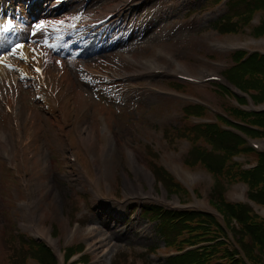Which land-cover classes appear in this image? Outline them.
<instances>
[{"label":"rangeland","instance_id":"obj_1","mask_svg":"<svg viewBox=\"0 0 264 264\" xmlns=\"http://www.w3.org/2000/svg\"><path fill=\"white\" fill-rule=\"evenodd\" d=\"M119 1L0 0L2 16L15 19L19 29L26 32L23 35L30 38L33 49L49 50L46 63L50 66V81L46 84L53 87L45 95L38 89L31 90V79L6 85L0 78L4 94L16 97L13 114L5 113L0 105V131L6 140V145L0 141V264H10L12 253L29 245V240L15 230L46 241L30 231L29 216L51 241H57L56 247L45 243L60 263L64 248L81 246L74 256L67 258L66 264L80 259L88 264H126V254L131 258L144 254L135 256V264H162V259L176 249L164 246L157 223L140 214V208L151 204L168 210L212 214L215 211L210 206L212 176L185 165L190 143L181 131L185 125L217 123L215 116H225V107L242 106L222 95L216 81L191 83L171 73L134 72L153 62L197 79L202 72L223 78V70L232 66L230 54L244 51L264 55V45L257 43L264 36H251L258 15L253 16L249 28L237 35L219 36L211 23L222 14L225 0L213 7L206 5V0H126L122 17L112 18V25L101 30L100 35L75 30L76 25L95 19ZM63 17L77 21H62ZM53 31L60 34L50 36ZM12 37H6L8 49L17 43ZM44 37L47 43L42 45ZM214 43L246 45L218 50ZM95 50L94 58L85 54ZM12 53L7 51L8 60ZM58 61L65 63L63 70L68 72L73 85L64 81ZM83 65L91 73H95L93 68L99 71V76L85 75ZM110 77L114 82L105 80ZM33 92L37 95L34 99ZM4 94L2 98L6 100ZM191 100L204 108L198 119L184 112L185 107L196 104ZM13 119L18 123L20 136L11 129ZM255 141L259 147L256 151L262 150L264 140ZM91 142L93 148L105 150L110 146V151L95 158L98 151L91 150ZM127 153L153 173L152 197L134 198L127 193L128 181L135 183L126 162ZM254 159L252 153L237 155L235 164L248 167ZM81 172L98 188V198L80 178ZM186 173L197 178L188 182ZM167 174L174 177L180 189L161 187V177L164 180ZM138 184L143 192L149 191L145 181L139 180ZM162 195L169 204L155 201V196ZM222 196L230 203H246L264 219V208L244 201L246 187L240 182L225 184ZM103 222L120 235L113 234L96 252L90 248L89 237L105 240ZM51 228L56 235H51ZM226 236L231 242L229 232ZM149 248L153 252H147ZM25 264L35 262L27 258Z\"/></svg>","mask_w":264,"mask_h":264},{"label":"trees","instance_id":"obj_2","mask_svg":"<svg viewBox=\"0 0 264 264\" xmlns=\"http://www.w3.org/2000/svg\"><path fill=\"white\" fill-rule=\"evenodd\" d=\"M221 1L206 0V5L217 6ZM256 14L258 21L251 28V36L261 37L264 36V0H226L222 14L211 23V27L219 36L236 35L249 28ZM229 58L232 66L223 71L224 79L240 92L246 93L254 104L264 102V55L256 53L246 56L245 52L238 51L230 54ZM218 88L225 95L230 94L222 86ZM236 100L242 104L245 102L241 97H236ZM184 111L187 115L199 117L204 109L191 106ZM227 113L244 124L232 127L245 138L264 140V112H244L229 108ZM220 124L231 126L227 120L218 118V123L184 128L182 134L192 144L184 159L185 165L201 167L212 176L210 206L221 216L222 224L215 216L204 212L167 210L149 205L141 207L144 216L157 222V233L164 246L176 249L177 254L167 255L162 259V264H264V219L255 215L246 203H228L222 196L225 184L240 182L247 187V200L264 208V146L260 152H255L244 145L245 141L239 135L223 130ZM247 153L255 156V167L241 170L232 158ZM161 181L163 186L180 189L171 179L164 181L161 177ZM226 232L230 233L231 242ZM21 243L25 242L21 240ZM81 248L64 249L63 264ZM150 249L147 252H153ZM12 254L10 264H25L27 258L35 264H57L51 251L34 241H29V245L19 253L14 251ZM143 255L135 256L139 258ZM135 256L131 258L126 254L123 258L126 264H135ZM76 263L88 264L84 259L67 264Z\"/></svg>","mask_w":264,"mask_h":264},{"label":"bare ground","instance_id":"obj_3","mask_svg":"<svg viewBox=\"0 0 264 264\" xmlns=\"http://www.w3.org/2000/svg\"><path fill=\"white\" fill-rule=\"evenodd\" d=\"M125 6H126V0H121V1L117 2L116 4L110 6L109 11H106L105 13L99 15L96 19L91 20V21H87V22H83V23L89 24V23H92L94 21L100 20V19H102L104 16H106L109 13H113V12L119 13V12L122 11L123 7H125ZM6 9H8V8H6ZM1 18L2 17H1V12H0V78H5V80L9 82V78H13L14 79L17 76L16 75L17 72H14L13 70H8V66L9 65H8L7 51L14 53L15 51L13 49V46L18 44V47L20 48V50L23 53H25V57H27L26 53H28L30 55V51L32 50V46H31V43H30L31 40L29 38H23L22 37V33L21 32H25V31H20L19 27L17 25H15V24L13 25L12 29H8L6 27V25H5V21H3ZM10 35L14 36V38L16 39L17 43H15V44L12 43L13 46L10 47V49H8L9 45H8V41H6V37L10 36ZM252 43H254V42L252 41ZM257 43L264 45V38L259 40V41H257ZM245 45H246L245 43H238V44L236 43L234 45H226L224 43H214V48L218 49V50H226V49H229V48L231 49V48H237V47H245ZM94 53L95 52H93V54ZM18 55H21V54L19 53ZM14 57H15V60L18 62L17 55L16 56L14 55ZM134 60L141 66L142 63H140L139 60H136V58ZM135 61H134V63H135ZM18 65H22V67L25 66V64H23V62H21V61L18 62ZM31 65H34V63H32ZM145 65H147L146 68L143 67L140 71H135L134 74H136V75L149 74V72L154 71V70H160V71H163V72H173V73H176V74H181L178 69H177L178 71L175 70L176 71L175 72V71H172V70H168L167 68H164V67L158 65L157 63L147 62V64H145ZM145 65L143 64V66H145ZM154 65H155V67H154ZM60 68H61V71H63L62 75H63V78H65L64 81L66 80V82H68V83L70 82L73 85L72 80L69 78L68 72L66 70L65 71L63 70V65L62 64H60ZM21 73H24L27 76H31L33 74L32 71H31V67H30V69L28 67V69L26 71L21 72ZM43 85H44V83H43ZM10 105H11L10 112H11V114H13L15 112V107H16L15 98H11L10 99ZM11 129H14V133H16L18 136H20V129L18 127V123L17 122H15V126H12ZM85 139H87V138H85ZM0 140L6 145V140H5V137H4V135L2 133H0ZM89 146H90L92 151H94V152L98 151V154L95 155V158L101 156L102 153H108V151H110V146H107L105 150H103L101 147L93 148V142H91V145H89ZM69 156H71V154ZM126 162H127V165L129 167V169H131L133 171L134 176H135V179H134L135 183L134 184L130 183L129 181L127 183V193H129V195L133 196L134 198H140V197H146V198L149 197L150 198V197H152L153 192L151 190L150 184L153 181H152V177L150 176V174L143 167L139 166L136 163V161H134V159H133V157H132V155L130 153H127ZM200 177L201 176H199V178ZM80 178L85 183L88 184V187L92 191V195L94 197L98 198L99 197L98 188L94 185V182L93 181H89L86 178V175L84 173H82V172H81ZM196 178H197V176L194 175V174L186 173V175H185V179L188 182H192ZM139 180H143V181H145L147 183V185H149V191L143 192L141 190V186L138 184ZM242 194L243 193L241 192V195ZM241 195H239L240 198L242 197ZM154 199L158 203L169 204L168 202H166V199H165L164 195L155 196ZM170 204H176V203L175 202H170ZM28 223H29L30 231L35 236H37L38 238H41L43 240L48 241V243L51 244L52 247L53 246L54 247L57 246V241L49 240V238L47 237L46 232L42 231V230H39L35 226V221H34L32 216H29V222ZM102 224H103V228H104V230L102 229L103 230L102 234L105 235V240L97 239L95 236H92V235L89 237L90 248L93 251H96V252H97V250H99L101 248V246H102L104 241L110 240L112 238L113 234L115 236H119L120 235L119 233H115L114 228L110 229V225H107L105 222H103ZM114 227L116 228V225H114ZM99 236H100V234H99Z\"/></svg>","mask_w":264,"mask_h":264}]
</instances>
